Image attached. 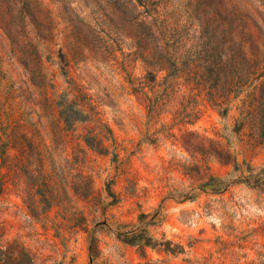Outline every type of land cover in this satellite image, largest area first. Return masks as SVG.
<instances>
[{
    "label": "rangeland",
    "instance_id": "1",
    "mask_svg": "<svg viewBox=\"0 0 264 264\" xmlns=\"http://www.w3.org/2000/svg\"><path fill=\"white\" fill-rule=\"evenodd\" d=\"M0 264H264V0H0Z\"/></svg>",
    "mask_w": 264,
    "mask_h": 264
},
{
    "label": "trees",
    "instance_id": "2",
    "mask_svg": "<svg viewBox=\"0 0 264 264\" xmlns=\"http://www.w3.org/2000/svg\"><path fill=\"white\" fill-rule=\"evenodd\" d=\"M145 243V242H144ZM147 244H149V243H147Z\"/></svg>",
    "mask_w": 264,
    "mask_h": 264
}]
</instances>
